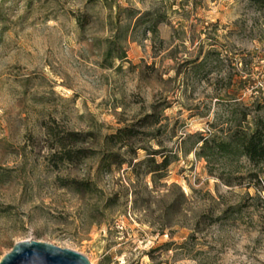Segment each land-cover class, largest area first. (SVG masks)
<instances>
[{
  "label": "rangeland",
  "instance_id": "1",
  "mask_svg": "<svg viewBox=\"0 0 264 264\" xmlns=\"http://www.w3.org/2000/svg\"><path fill=\"white\" fill-rule=\"evenodd\" d=\"M243 114L264 127V0H0V258L36 240L90 264H264V174L195 154ZM132 124L165 177L100 168ZM69 132L84 156L55 166Z\"/></svg>",
  "mask_w": 264,
  "mask_h": 264
},
{
  "label": "trees",
  "instance_id": "2",
  "mask_svg": "<svg viewBox=\"0 0 264 264\" xmlns=\"http://www.w3.org/2000/svg\"><path fill=\"white\" fill-rule=\"evenodd\" d=\"M151 124L157 123L154 114H148L143 120ZM242 120L246 123L235 129H229L228 133L219 137L209 133L200 136V144L195 150V154L204 158L208 164L213 163V158L217 155L225 157L236 156L243 157L251 165L249 176L258 178L264 174V127L260 123L249 125L246 115L243 114ZM53 132L50 127L48 129ZM145 130V129H144ZM135 127L134 124L116 129L115 132L108 134L103 141V155L100 159V168H110L112 165L126 164L130 168V173L142 175H151L153 179L166 176L168 166L172 162L171 157L164 153L162 145L158 142V148L150 145H136L139 135L145 131ZM78 132H69L66 136H56L54 142L50 145L52 150L49 157L57 162L72 163L78 161L84 156L80 148L73 149L78 140ZM124 148V151L120 150ZM145 151V157L136 160L137 150ZM224 183L231 185L229 178L224 179ZM66 186L65 180L61 183Z\"/></svg>",
  "mask_w": 264,
  "mask_h": 264
},
{
  "label": "water",
  "instance_id": "3",
  "mask_svg": "<svg viewBox=\"0 0 264 264\" xmlns=\"http://www.w3.org/2000/svg\"><path fill=\"white\" fill-rule=\"evenodd\" d=\"M0 264H90L81 253L48 242L21 240L0 258Z\"/></svg>",
  "mask_w": 264,
  "mask_h": 264
}]
</instances>
